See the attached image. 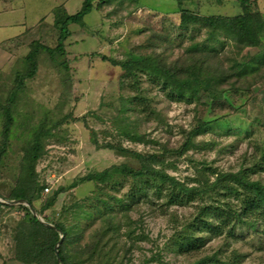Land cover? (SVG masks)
I'll return each mask as SVG.
<instances>
[{
    "label": "rangeland",
    "instance_id": "374dc122",
    "mask_svg": "<svg viewBox=\"0 0 264 264\" xmlns=\"http://www.w3.org/2000/svg\"><path fill=\"white\" fill-rule=\"evenodd\" d=\"M2 1L15 12L0 15L9 22L0 29V203L8 205L0 206V264H22L14 259L13 237L26 210L7 202L34 178L38 217L79 233L82 246L97 245L93 257L80 256L75 264H194L212 256L216 261L209 264H264V221L237 224L221 235L193 227L202 206L225 208L228 202L241 208L242 190L229 194L213 187L218 176L241 173L264 184V71L232 86L228 79L223 83L218 69L194 68L190 86L177 94L149 70L127 76L116 65L152 60L184 69L206 53L217 54L226 69L264 49L239 50L222 30L181 25L173 0H95L83 23L69 26L61 55L54 51V10L74 14L84 0L38 6L26 0V7ZM218 2L191 0L183 9L200 17L242 12L236 0ZM249 2L264 20V0ZM44 9L42 20L33 23ZM23 20L22 38L2 36ZM33 42L53 52L40 50L36 73L26 78L24 57ZM134 153L155 156L157 168L201 192L169 203L166 186L139 191L138 183L118 173L103 183L81 181L112 166L138 168ZM75 203L79 207L69 210ZM103 215L112 216L118 228L97 244ZM203 220H210L209 228L217 225L215 219ZM186 235L201 238L203 245L182 252L178 242Z\"/></svg>",
    "mask_w": 264,
    "mask_h": 264
},
{
    "label": "trees",
    "instance_id": "16d2710c",
    "mask_svg": "<svg viewBox=\"0 0 264 264\" xmlns=\"http://www.w3.org/2000/svg\"><path fill=\"white\" fill-rule=\"evenodd\" d=\"M95 0H84L81 9L74 14H67L64 9L56 8L53 15V26L57 31V45L54 51L61 55H65L64 47L65 41L71 35L69 26L72 24H82L83 19L93 9V2ZM138 2V0H132ZM180 8V23L181 25H195L199 24L203 28L211 29L213 32L222 30L227 35L232 37L237 49L243 48H263L262 39L264 38V20L260 17L255 7L251 6L249 0H236L239 3L241 13L235 17H200L189 13L183 9L184 3L191 0H173ZM213 6H217L218 0H206ZM219 2L223 3L224 0ZM218 2V3H219ZM46 51L47 53L53 52L52 49L38 43L33 42L29 52L25 55L24 60L27 64V71L24 74L26 78H31L35 75L37 70V57L39 51ZM196 50V48H194ZM209 54L203 58L196 57L195 60L191 59L190 63L184 69L171 67L163 64L161 61L154 62L152 60H144L142 62H122L116 63L126 74L133 75L135 71L149 70L151 73L158 75L163 79L165 85H169L172 90L177 94H181L184 88L190 86L189 72L195 69H218L220 70L219 77L224 78L225 83L232 86L236 85L237 81L242 78L255 76L257 73L264 71V50L263 52L255 53V55L246 63L234 62L230 68L223 69L219 66V61L215 54L214 57H209ZM105 59V58H103ZM198 59L201 60L200 64H196ZM66 62V61H65ZM115 64V62H112ZM236 78L230 81L229 78ZM21 80V79H20ZM218 81H220L218 79ZM21 82V81H20ZM20 85V83L18 84ZM221 87V86H220ZM222 88H219L220 95L223 94ZM173 91V92H174ZM192 136V133L189 134ZM4 150L0 148V160ZM139 161L138 168H132L127 165L112 166L99 173H91L86 175L81 181L103 183L110 180L113 174H120L131 181L138 183L139 191L145 192L146 189L154 186L157 190L161 186H166L168 193L166 197L169 203H176L183 198L191 199L195 195H199L201 190L196 187H188L184 183L177 181L173 177L166 174L162 169L157 168L154 163L157 162L155 156H142L140 154H133ZM213 187H220L222 190L229 194L239 193L242 190L241 208H234L230 203L225 204V208L218 206H202L198 209V216L194 220L193 227L203 225V229L213 232L214 234L221 235L224 230L228 229L231 233L235 225L247 224L253 226L257 221H264V184L259 181H253L247 178L245 174L231 173L218 176L213 184ZM37 190L35 178L23 184V186L16 189L11 197V201H25L32 205L33 196ZM54 201V197L50 198L45 206L48 208ZM105 207H109L106 201H103ZM0 206L8 207V205L1 204ZM26 210L24 219L19 221L13 237L14 242V259L22 264H58L54 247L59 240V230L63 237L57 247L58 256L61 264H75V259L80 260V256H86L88 259L93 257L95 247L97 245L86 244L82 246L80 241L82 235L66 229L62 224L52 222L46 218L43 221L53 226V228L39 222L34 217L28 207L23 204L18 205ZM78 204H73L68 208L69 210L78 208ZM78 211V210H77ZM78 214V213H77ZM215 219L217 225L214 228H209V221L203 220ZM102 224L99 230L95 233L98 236V243L101 239L107 237L111 232H115L118 226L113 223L112 216H102ZM99 232V233H98ZM202 239L192 235L183 236L178 242V246L182 252H191L199 249L202 246ZM104 246V245H103ZM99 247V246H98ZM104 248V247H103ZM101 252L102 249L100 248ZM74 253L75 257L71 254ZM104 254H107L104 252ZM215 256L212 258L206 257L198 260L194 264H209L215 262Z\"/></svg>",
    "mask_w": 264,
    "mask_h": 264
},
{
    "label": "crops",
    "instance_id": "0c3cea01",
    "mask_svg": "<svg viewBox=\"0 0 264 264\" xmlns=\"http://www.w3.org/2000/svg\"><path fill=\"white\" fill-rule=\"evenodd\" d=\"M45 1H48V0H33L32 2L36 3V5L38 6L39 4L41 5L42 3H44ZM54 1L55 2H59V3L65 2V0H54ZM73 1H75V0H73ZM15 2H17V3L20 2L23 7H26V0H15ZM4 3H5V1L0 0V4H1L0 5V15L1 16H4L5 13L10 12V11L15 12L14 9L11 6H10V8L6 7ZM44 15H45V9H44V11H41V13H39V14L38 13L34 14L33 15V18H34L33 19V23H38L40 20H42ZM6 17L7 16H4V18H6ZM4 20L5 19H2V17H1V19H0V22H1L0 23V29H5V27H7L9 25V22L6 23ZM24 22H25V20H23V22H19V23H15L14 22L13 24L15 25V28L17 30L14 31V32H12V30L7 31V32L3 31V35L2 36L5 37L6 35L9 34V36H7V37H11V38L15 37L16 40H18L19 38H22L24 33H25V30H26ZM16 24L18 25V27H16Z\"/></svg>",
    "mask_w": 264,
    "mask_h": 264
},
{
    "label": "water",
    "instance_id": "95a60500",
    "mask_svg": "<svg viewBox=\"0 0 264 264\" xmlns=\"http://www.w3.org/2000/svg\"><path fill=\"white\" fill-rule=\"evenodd\" d=\"M7 203H8V204H25V205L29 208L31 214H32L34 217H36V218L39 220V222H41V223L47 225L48 227L53 228L52 225L45 223L41 218H39L38 215H37V213H36V211H35V209L33 208V206L30 205V204H28L27 202L22 201V200H19V201H10V202H7ZM57 232L59 233V240H58L57 244H56L55 247H54V252H55V255H56V259H57L58 264H61V260H60V258H59V256H58V252H57V247H58V245L60 244L63 235H62V233H61L59 230H57Z\"/></svg>",
    "mask_w": 264,
    "mask_h": 264
},
{
    "label": "built area",
    "instance_id": "2783aa9c",
    "mask_svg": "<svg viewBox=\"0 0 264 264\" xmlns=\"http://www.w3.org/2000/svg\"><path fill=\"white\" fill-rule=\"evenodd\" d=\"M44 192H45V193H48V192H49V187H45V188H44Z\"/></svg>",
    "mask_w": 264,
    "mask_h": 264
}]
</instances>
